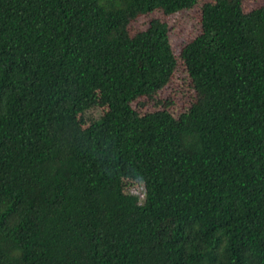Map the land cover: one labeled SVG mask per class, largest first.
<instances>
[{
    "label": "trees",
    "instance_id": "obj_1",
    "mask_svg": "<svg viewBox=\"0 0 264 264\" xmlns=\"http://www.w3.org/2000/svg\"><path fill=\"white\" fill-rule=\"evenodd\" d=\"M244 1L201 5L175 117L132 106L171 79L167 24L129 26L197 0H0V264H264V6Z\"/></svg>",
    "mask_w": 264,
    "mask_h": 264
},
{
    "label": "rangeland",
    "instance_id": "obj_2",
    "mask_svg": "<svg viewBox=\"0 0 264 264\" xmlns=\"http://www.w3.org/2000/svg\"><path fill=\"white\" fill-rule=\"evenodd\" d=\"M209 0H197L196 5L189 10H182L172 15L165 16L161 12H153L146 16H140L132 21L129 26L131 35L145 30L152 19H159L168 26V43L172 56L175 58V67L169 83L159 91L154 100L141 98L132 104L139 114L154 112L167 108L175 117L186 112L196 100V91L185 72L179 59L182 48L200 33V7ZM264 6V0H245L243 10L249 12L252 9ZM107 111L106 104L102 101L98 92L84 111L77 114L78 122L88 126L99 119ZM124 194L135 197L139 202L144 199V187L141 183L125 181Z\"/></svg>",
    "mask_w": 264,
    "mask_h": 264
}]
</instances>
